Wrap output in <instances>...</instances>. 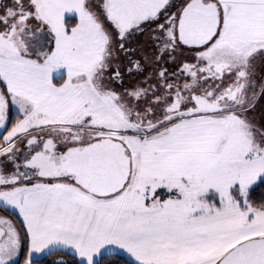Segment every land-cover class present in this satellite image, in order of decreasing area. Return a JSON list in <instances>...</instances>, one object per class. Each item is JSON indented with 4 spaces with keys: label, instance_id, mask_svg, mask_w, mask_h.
Wrapping results in <instances>:
<instances>
[{
    "label": "snow or ice",
    "instance_id": "obj_1",
    "mask_svg": "<svg viewBox=\"0 0 264 264\" xmlns=\"http://www.w3.org/2000/svg\"><path fill=\"white\" fill-rule=\"evenodd\" d=\"M0 264H264V0H0Z\"/></svg>",
    "mask_w": 264,
    "mask_h": 264
}]
</instances>
